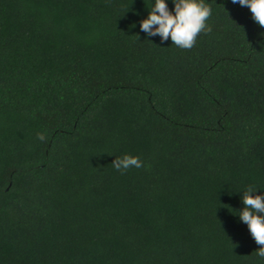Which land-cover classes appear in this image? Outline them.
<instances>
[{
    "label": "trees",
    "instance_id": "obj_1",
    "mask_svg": "<svg viewBox=\"0 0 264 264\" xmlns=\"http://www.w3.org/2000/svg\"><path fill=\"white\" fill-rule=\"evenodd\" d=\"M205 2L181 49L151 0H0V264H264V27Z\"/></svg>",
    "mask_w": 264,
    "mask_h": 264
},
{
    "label": "clouds",
    "instance_id": "obj_2",
    "mask_svg": "<svg viewBox=\"0 0 264 264\" xmlns=\"http://www.w3.org/2000/svg\"><path fill=\"white\" fill-rule=\"evenodd\" d=\"M173 5L169 9V0H151L148 15L140 22V29L148 37H159L161 42L169 39L181 49H191L201 33H208L211 27L208 20L212 15L211 6L205 0H170ZM232 4L247 7L252 19L264 27V0H231ZM43 140V134H38ZM113 167L117 171H127L130 168L144 167L138 156L124 155L115 158ZM257 189L249 187L244 193L243 207L238 211L239 220L244 223L259 247L256 256L264 260V192L257 193Z\"/></svg>",
    "mask_w": 264,
    "mask_h": 264
}]
</instances>
